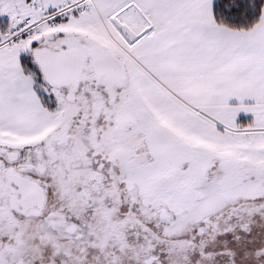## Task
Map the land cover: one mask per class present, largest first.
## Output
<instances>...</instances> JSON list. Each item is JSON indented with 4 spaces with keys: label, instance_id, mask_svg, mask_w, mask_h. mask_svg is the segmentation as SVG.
Instances as JSON below:
<instances>
[{
    "label": "snow or ice",
    "instance_id": "obj_1",
    "mask_svg": "<svg viewBox=\"0 0 264 264\" xmlns=\"http://www.w3.org/2000/svg\"><path fill=\"white\" fill-rule=\"evenodd\" d=\"M0 264H264V0H0Z\"/></svg>",
    "mask_w": 264,
    "mask_h": 264
}]
</instances>
